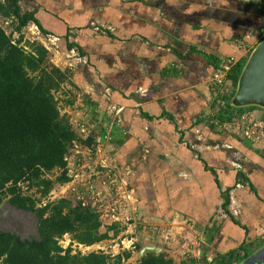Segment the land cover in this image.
<instances>
[{
	"label": "crops",
	"instance_id": "obj_1",
	"mask_svg": "<svg viewBox=\"0 0 264 264\" xmlns=\"http://www.w3.org/2000/svg\"><path fill=\"white\" fill-rule=\"evenodd\" d=\"M24 1L37 20L24 37L72 73L62 114L91 143L70 151L61 190L105 211L118 247L156 245L179 264L264 246V149L237 130L258 116L264 138V114L220 123L233 89L215 80L261 43L264 0Z\"/></svg>",
	"mask_w": 264,
	"mask_h": 264
},
{
	"label": "trees",
	"instance_id": "obj_2",
	"mask_svg": "<svg viewBox=\"0 0 264 264\" xmlns=\"http://www.w3.org/2000/svg\"><path fill=\"white\" fill-rule=\"evenodd\" d=\"M0 17L10 22L12 30L8 34L0 26V206L8 199L12 208L33 213L38 233L37 239L23 240L0 230V264H125L133 257L128 250L116 256L101 251L73 253L74 244L91 248L110 240L111 231L119 233L116 226L104 225L98 207L65 198L41 205L55 187L72 181L67 166L74 146L90 147L91 143L83 141L70 117L62 114L57 98L59 93L65 95L72 73L56 67L43 45L24 38L26 27L37 24L35 12L28 10L24 0H0ZM244 66L245 62H240L226 74L233 91L222 97L224 110L217 116L220 123H232L258 109L230 105ZM64 103L72 104L70 100ZM54 171L59 176L52 180L47 176ZM22 186L34 194L24 193ZM227 198L224 208L229 205ZM66 235L71 244L63 249L60 239ZM239 251L243 254L231 253L223 263L239 264L251 255L244 247ZM136 264L174 262L164 255H148Z\"/></svg>",
	"mask_w": 264,
	"mask_h": 264
},
{
	"label": "rangeland",
	"instance_id": "obj_3",
	"mask_svg": "<svg viewBox=\"0 0 264 264\" xmlns=\"http://www.w3.org/2000/svg\"><path fill=\"white\" fill-rule=\"evenodd\" d=\"M0 26L3 27L4 30L8 34L11 33L12 30L10 28V22L4 20L1 17H0ZM28 37H29V35L27 33L24 38H28ZM263 37H264V34H263ZM262 38H261V42H262ZM65 92H66V90H65ZM63 97L65 98V95H61V93H59L57 95V98L64 103ZM258 111H263V110L257 109L255 111H249L248 113H245V115H248L249 113L254 115V112H258ZM260 114H264V111L262 113L260 112ZM257 117L249 118V119L255 123L254 120H257V119H255ZM259 117L262 118V116H259ZM262 119H260V121H259L260 123L263 122ZM235 122H237V121L234 120L232 123H235ZM253 122L242 123V125L245 128L246 127H252L254 124ZM257 128H259V127H257ZM257 128H255V129H257ZM239 135L242 136L241 133ZM256 136L259 138V142H260L259 145H261V147L264 149V138L263 137H262L263 139L261 138L259 131L256 132ZM58 176H59V172L54 171L53 173L49 174L47 177L52 179V180H55ZM61 188L62 187H60V186L55 187V189L50 193L48 198H46L42 201L41 205L47 204L48 202H54V201H57V200L62 199V198L71 199L75 202V199L71 198V196H69V190H63V189L61 190ZM22 191L24 193H28V195H31L33 193L31 191L26 192V189L24 188V186H22ZM35 195L37 198L39 197L38 194H35ZM107 201H108L107 198H104V200L99 202V203H101V205L104 204L102 206L104 210L106 209V207H110V203H108ZM6 202H8V199L5 200L3 203H6ZM104 213H105V211H103V215H104ZM105 215H106V213H105ZM103 218H104V220H103L104 225L109 226L110 223L108 222V220L110 218H108L107 220H105V217H103ZM107 223H109V224H107ZM104 229L105 228H103V230ZM0 230L5 231V232L14 233V234L18 235L23 240H25V239H37L38 238L37 219H36L35 215L33 213H27V212L19 211L16 209H11L10 207L7 210V220L4 222H0ZM118 243H119L118 239L113 240V242L110 239V240L103 241L100 244L92 246L89 250H84L83 248L76 247L75 244L73 245L72 249H73V253L80 251L84 254H89L91 252L101 251V252H104L105 254L112 255V256H116L118 254H121L123 251L128 250V251L133 253V257H132V259L127 261L125 264H132L133 259L136 258L138 253L143 248V244H141V242H137V241L135 242V245L133 247H130L129 249L119 248L120 244H119V247H117L116 245H118ZM70 244H71L70 236L66 235L62 239H60V245L63 247V249H67ZM137 247H140V249L138 250Z\"/></svg>",
	"mask_w": 264,
	"mask_h": 264
},
{
	"label": "water",
	"instance_id": "obj_4",
	"mask_svg": "<svg viewBox=\"0 0 264 264\" xmlns=\"http://www.w3.org/2000/svg\"><path fill=\"white\" fill-rule=\"evenodd\" d=\"M230 105L235 109L256 107L264 111V41L259 43L252 51L239 77L237 88L230 100ZM14 209L9 202L0 206V221L7 210ZM148 255L154 257L166 256L174 264H179L178 259L166 250L156 245H146L141 249L132 264H136ZM239 264H264V246L260 247L246 260Z\"/></svg>",
	"mask_w": 264,
	"mask_h": 264
},
{
	"label": "built area",
	"instance_id": "obj_5",
	"mask_svg": "<svg viewBox=\"0 0 264 264\" xmlns=\"http://www.w3.org/2000/svg\"><path fill=\"white\" fill-rule=\"evenodd\" d=\"M235 59H230L228 62H226L225 65H223L221 67V70H219V73H217L215 75V80L217 81V83L219 84V86H224L225 84V80H226V74L228 73V70L230 69V66L235 64ZM242 124V123H241ZM256 125H253L252 127H247L245 128L243 125H241L240 127H238L237 130H240L242 131V135L243 137L248 140V141H256L258 140V137L256 136ZM96 153H99V152H102L103 150V147H102V144H98L96 146ZM87 189L88 191L90 192V194L92 196H94V194H96V191H95V186L92 185V184H87ZM118 247V245H116ZM120 247L122 249H125V245L124 244H121ZM119 247V248H120ZM80 248H83V247H80ZM84 250H89L90 248H83Z\"/></svg>",
	"mask_w": 264,
	"mask_h": 264
},
{
	"label": "flooded vegetation",
	"instance_id": "obj_6",
	"mask_svg": "<svg viewBox=\"0 0 264 264\" xmlns=\"http://www.w3.org/2000/svg\"><path fill=\"white\" fill-rule=\"evenodd\" d=\"M7 220V213L3 216V219L0 222H4Z\"/></svg>",
	"mask_w": 264,
	"mask_h": 264
}]
</instances>
